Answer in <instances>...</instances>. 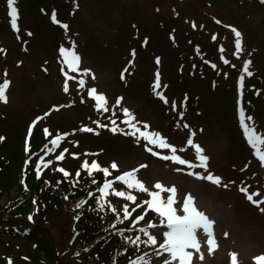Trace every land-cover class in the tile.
<instances>
[{
  "label": "rangeland",
  "instance_id": "374dc122",
  "mask_svg": "<svg viewBox=\"0 0 264 264\" xmlns=\"http://www.w3.org/2000/svg\"><path fill=\"white\" fill-rule=\"evenodd\" d=\"M62 4L69 7L67 13L75 14V17L71 18L72 24H68L69 19L62 20V24H59V14L65 13V6ZM16 7L19 12L18 33L10 25L6 0H0V83L4 79L10 81L6 91L7 102L0 101V137L3 138L0 140V190L3 183H7L6 177L10 176L12 185L8 192L13 197L19 194L21 187L18 181H13L14 172L16 167H19V173L26 162L22 161L21 149L17 154L11 150L13 137L21 139V147L23 137L31 133L30 126L32 131L33 122L41 120L37 123L35 131L39 127L41 133H45L44 130L47 129L53 137L58 134L63 136L62 149L68 150L64 153V160H55L48 168L41 165L40 171L44 170L47 177L56 171L57 176H64L57 169L62 167L68 172L69 169L65 167L72 159L78 160L81 165L85 160L89 165L95 160L101 168L109 169L110 176H115L123 170L128 172L139 169L137 178L150 190H154L152 185L157 180L164 182L167 187L175 185L178 190L177 199L186 193H193L203 210L214 218L213 232L217 247L210 254L207 247L202 245L204 259L199 260L198 254L194 252V264H231L232 252L237 253V264H255L253 257L264 254V213L260 211L264 204L257 207L246 198L247 194L259 191L260 196L254 199L264 200V166L260 160L254 158V151L246 141L238 118L240 105L233 98L228 83L218 86L217 91L211 88L210 79L207 85L203 83L186 87V83H179L178 76L182 75L178 71L183 48L189 51L194 49L195 52L198 48L200 55V51H209L201 48L199 42L193 45L187 34V31L192 30L201 33L209 23L214 27L213 32L208 36L204 31L201 34L207 47L214 48L213 56L216 57L221 52V46V53L234 55L236 48L232 28H235L241 32L242 49L245 40L251 48L241 52L239 68L243 66L242 61L250 59L249 70L253 74L259 72L264 77V9L255 1L243 0H17ZM179 12L180 16L175 17L174 13ZM53 13L56 16L55 21L52 18ZM186 16H192L195 21H192V18L191 21L186 20ZM162 20L170 26L163 28ZM57 23L63 30V25L68 24L71 35L66 33L62 36ZM139 32L141 36H136ZM144 34L148 36H142ZM61 36L62 44L58 47L57 42ZM213 36L216 37L215 40ZM70 42H74V50L81 58L79 70H91L88 76L81 77L77 72H69L61 53H55L57 48L60 50L62 46L69 47ZM133 49L137 56L134 60L130 57ZM83 52L86 57H82ZM155 57L159 58L158 65L156 60L154 62ZM223 58L227 59L224 55ZM49 59L51 63L47 64ZM129 61L132 63L129 64ZM221 61V64L225 65L223 60ZM55 62L60 69L59 76L57 70L54 71ZM155 65L157 68L162 67L165 72L163 76L174 86L176 94L167 93V90L173 89H168L172 86L171 83H166V88L159 89L167 98V105L163 100L160 104L152 98V89L149 86L152 87L154 81L148 85L153 78L155 80ZM124 67L128 69L127 75L132 73L133 68L138 67V75L132 76L126 85L120 82ZM241 72L236 67L234 78L238 77L235 83ZM66 75L72 77L67 80V93L63 91ZM246 76L245 74V78ZM80 78L85 79L83 87L78 85ZM122 81L127 82L128 77H124ZM91 88L96 89L93 97L88 96V90ZM101 94L106 98L107 112L96 109L97 102L94 97ZM187 94H191L194 105L198 106L196 110L193 106H182L181 102ZM197 94L201 95L196 97ZM173 96H177L179 103L177 111L172 110ZM118 97L123 98L119 106L116 105ZM255 98L254 101H246L244 110L246 116L253 118L250 123L255 124L257 132L264 134V85L255 94ZM81 99L84 103H81ZM54 103L56 107L50 110ZM114 107L116 108L113 110ZM124 108L129 109L136 120L149 125L144 131L158 132L177 149H187L188 133L195 131L194 142L200 144L203 154L209 157V170L213 175L222 178L221 185L188 174H206L205 169H190L187 165L164 160V155H172L170 149L149 144L148 147L152 149L150 152L142 148L134 138L130 141L123 140L112 131L95 134L98 131L94 129V125H97L95 122H102L110 128L113 126L111 119L118 117L120 121L123 120ZM168 108L172 110L171 113ZM185 109L191 112L187 111L181 120L176 113ZM37 115H42L39 120ZM72 123L80 124L81 127L64 130ZM185 123L190 125L189 129L183 127ZM87 124L94 132L81 131ZM117 126L128 130L125 124L117 122ZM153 149L154 153L159 155L150 159L149 153L153 154ZM86 153L96 155H85ZM73 154L78 158H74ZM176 155L198 163L193 150L177 151ZM49 159V156H45V162ZM112 162L117 163V170L111 169ZM234 165L239 167L240 171L247 168V172L241 174L234 170ZM177 168L183 171H175ZM83 170L84 174L88 175L87 170ZM74 179H77L76 174ZM237 180L239 181L236 182ZM224 184L228 186L224 187ZM244 187L248 188V193L240 191ZM113 189L131 192L136 197V203L116 197ZM107 193L106 201L121 212L125 204L131 211L137 203L151 198L147 193L127 189L123 182L114 183ZM166 195L162 193V197L166 198ZM8 198L7 191L0 192V204H6ZM85 201L82 200L81 205ZM148 211L145 205L142 213ZM154 213V223L160 224L161 218L155 211ZM55 214L56 212L51 215L50 222L45 218H37L36 212L23 215L0 214V264H8L9 260L12 264H80L78 262L81 261L90 264L80 254L78 245L72 247L67 241L69 230H76V216L72 217L69 228L66 214ZM27 220L33 224L37 222L36 225L40 222L47 234L54 239V250L57 254L55 257L50 255L49 258L41 249L37 250L35 241L16 230L20 226L16 221ZM42 220H45L46 224ZM141 226L144 225L137 228ZM11 230H15L17 234ZM166 230L163 226L151 230L152 234L157 235L158 243L162 242V233ZM225 232L228 233L227 236L224 235ZM148 253L151 254L152 250ZM164 258H167V254ZM152 260L153 264L157 260L162 264L159 257L153 256Z\"/></svg>",
  "mask_w": 264,
  "mask_h": 264
},
{
  "label": "snow or ice",
  "instance_id": "6c2138e0",
  "mask_svg": "<svg viewBox=\"0 0 264 264\" xmlns=\"http://www.w3.org/2000/svg\"><path fill=\"white\" fill-rule=\"evenodd\" d=\"M7 8H8V16L10 17V25L12 29L15 32H19V26H18V19H19V12L18 8L16 7L17 0H6ZM53 20H56L55 13H53ZM217 23H220L217 21ZM65 29L68 28V25H63ZM193 27L195 28V24H193ZM232 27V26H228ZM232 31L234 32L235 36V48L236 52L234 55L239 58L240 53L243 51L242 49V36L241 32L235 28H232ZM28 35H31V33H28ZM19 38V37H18ZM213 39L215 40L216 37L213 36ZM146 43V41H145ZM75 44L74 42H70L69 47L62 46L60 48V53L63 57V63L67 66L69 72H77L81 77L88 76L91 73V70L85 69L83 71L79 70V61L80 57L75 52ZM197 51L199 49L197 48ZM220 51H223V47L221 46ZM131 55L133 58H135V50H132ZM224 64H228L229 61L227 59H224L221 57ZM132 61H129V64H131ZM157 65L159 64V58H156ZM210 63V62H208ZM251 65V60H245L243 63V68L241 75L238 78V85L241 90H243V82L245 80V74L248 77H251L253 75V72L249 70ZM210 66L213 69H216L217 66L214 63H210ZM195 67V65H193ZM127 68H125L121 73V79H124V73L127 72ZM45 71H47L45 69ZM7 73L5 72V76ZM225 76L227 77V73H225ZM72 79L71 76L66 75L65 83L63 85V91L67 93L69 91L67 80ZM94 79V74H93ZM161 77L160 73L157 70L155 73V80L152 85V90L156 96H158L160 99L163 100L165 104L168 103L167 98L163 95V92L159 91L161 88ZM10 81L7 79H4L2 83H0V101L7 102L6 97V91L9 87ZM78 85L80 87H83L85 85V79L80 78L78 80ZM167 85H164V88H166ZM96 92L95 88H91L88 90V96L93 97L94 93ZM96 100V109L103 110L105 112L108 111V108L106 107L107 101L104 95H95ZM122 97H118L116 99V105L119 106L122 102ZM187 101V96H185V100L181 102L182 106L185 105V102ZM81 103H84V100L81 99ZM239 103V101H238ZM172 110H177L176 102H172ZM123 114L126 117V119L122 120L121 123L125 124L127 126V131H125L124 128H119L117 126V122L115 119H112L110 123L113 125L109 130L112 131L114 134L116 132H120L124 135L131 136L135 139L137 143L143 139L146 144V150L152 151L151 148L148 147L149 144L157 146L162 149H170L172 155H164L162 158L164 160H172L174 162H177L180 165H187L188 168L194 169V168H202L205 169L206 174H201L200 172H189V175H194L198 179L206 180L209 182H212L215 185H221L222 178L220 176H215L211 173L209 170V157L205 154H203V149L200 144L194 142V138L196 136L195 131H189L188 136L186 138V144L188 145L187 149H177L175 146L171 145L167 142L165 138H163L158 132H148L144 131L142 129H148L149 125L146 122H140L136 120L135 116L129 111V109L124 108ZM115 115V112H113V116ZM180 119L183 120L184 118V112H179ZM40 118L38 117L37 120ZM252 117L246 116L245 110L241 104L239 107V123L243 129V133L246 137V141L248 145L254 149V154L258 157L260 160L262 166H264V148L261 146H264V134L258 133L255 124L250 123L252 122ZM246 120L248 122H246ZM97 123L98 127H106V125L100 124L98 121ZM35 124V122H34ZM185 129H189L190 125L185 123L183 125ZM46 134H48V130H44ZM81 131L85 132H94L93 128L90 127H84L81 129ZM202 131V129L200 130ZM30 132H31V126H30ZM95 134H99L96 132ZM65 136L67 134H64ZM64 137L61 135H57L54 139L51 140V147H48V145H45L46 151L44 152V155H41L39 157V160L36 164V175L37 179L41 176L40 167L43 165L44 168H48L53 161L51 159L47 160L45 162V156H47L50 153L55 152L56 148L59 146L61 140ZM3 138L0 137V140ZM187 150H193L196 159L198 160V163H192L189 160L181 158V156L176 155L177 151H187ZM68 150L65 149L63 152H61L59 155L55 157L57 161L64 160L65 156L64 153ZM154 155H159V153H153ZM85 155H96V154H89L86 153ZM74 158H78L76 154H73ZM31 159V158H30ZM28 162L26 161V164ZM81 167L85 170H87L88 175L91 177L93 175L92 170L101 171L104 174V182L101 186H99L96 189V193L89 192L88 197H92L95 195L96 199V210L98 212H103L105 210L106 204L108 205L109 210L115 214L116 220L109 225L110 228L116 230V233L120 236H122L125 240V242L129 245L134 246L136 250H139L141 245H144L146 247L152 248V253L149 254L148 252H144L142 255L137 254L134 256V258H130L128 261V264H153L152 257H159L162 259V264H194L193 261V255L194 252L198 254V259L203 260L204 254L202 252V245H205L207 247L208 253H212L214 249L217 247L215 235L213 232V227L215 224L214 218L210 216L209 213L206 212V210H203V206L201 203L197 200L196 196L193 193H186L183 196H181L179 199H177V187L175 185H172L171 187H167L164 182L161 180H157V182L152 185V189L150 190L149 187L145 186V183L137 178V172L139 169H135L132 171L124 172L122 175L116 176L114 180L108 179V176L110 175L109 169L107 167L101 168L98 163L93 160L91 165H89L88 161L85 160ZM111 169L117 170L118 165L116 162H112L110 165ZM146 167V166H141ZM59 172L63 173V175L67 178L70 174L64 169L59 168L57 169ZM177 172H182L183 169L177 168L175 169ZM76 177H80V171L77 170ZM116 182H123L124 185H126L127 189L129 190H138L143 193H147L151 198L149 200H145L142 203H137L135 208H132L131 211H129V207L127 204L123 206L122 209V218L121 213L117 211L115 207H111L110 202L106 201L107 196V190L111 189L113 184ZM59 184L60 181H57ZM92 183L96 184L97 181L95 179H92ZM224 187H227V184L223 185ZM241 192L248 193V188L244 187L240 189ZM162 193H166V198L162 197ZM113 194L116 197L126 198L127 201L136 203V197L131 194V192L126 193L123 190H115L113 189ZM260 192L256 191L251 194L247 195V199L251 201L253 204H255L257 207H259L261 204H264V200L260 199H254V197H259ZM67 199V197H65ZM35 203V201H34ZM82 203H86L82 202ZM147 206V209L155 211L160 219V224L153 223L151 221H148L144 224V226L136 227L139 222L145 220V215H147V212H144V214L137 215L134 220H132V213L136 211V208H143L144 206ZM175 205V206H174ZM81 203H78L76 205V208H80ZM260 211L264 213V207L260 208ZM179 213V214H178ZM31 219V217H30ZM76 219H79V216L76 217ZM130 221L132 227L129 228H120L117 229V224H123L125 221ZM165 227L167 230L162 233V242L158 243L157 235L152 234V229H157L159 227ZM126 232H136L139 234L136 235H125ZM225 236L228 235L227 232L224 233ZM143 237H146L145 239H142ZM194 250V251H193ZM165 254H167V258L165 257ZM231 257V264H237V253L232 252L230 253ZM255 264H264V254L255 255L253 257ZM8 264H12L11 260L8 261ZM155 264H160V261H155Z\"/></svg>",
  "mask_w": 264,
  "mask_h": 264
},
{
  "label": "trees",
  "instance_id": "16d2710c",
  "mask_svg": "<svg viewBox=\"0 0 264 264\" xmlns=\"http://www.w3.org/2000/svg\"><path fill=\"white\" fill-rule=\"evenodd\" d=\"M62 5L65 6L63 10L65 13L59 14V17H62L63 19L70 17V14L72 13H67V9L69 7H66L65 4ZM50 60L51 59L48 60V63H51ZM189 72L190 68L185 70V75L188 76H186L185 79H182V81L186 83L185 86H187V84L192 79H194V77L191 76L194 74L200 76L198 72H193L192 75ZM197 81L199 84H203L205 80L202 79ZM207 82L209 83V80L205 81V85H207ZM217 89L218 88L215 87L216 91ZM232 93L234 94L233 90ZM12 126L17 127V125ZM20 143L21 139L18 137H13L11 150L17 154L21 149L23 161L25 159L24 157L26 156L36 157L38 153L45 147V145L49 144V140L46 136H44V134L42 135L40 130L37 129L36 133L32 136L31 143L29 144V148L26 152L23 145L20 147ZM31 166L27 177L28 185L27 187L23 188V190L20 191V194L16 197H13L8 192L12 182H10V176L6 177L7 183H3L0 192L7 191L9 198L5 205L0 204V214H5L6 212H10L12 215L17 213L24 214L31 212L34 208L40 207L43 208V213L46 216L45 220L48 222L51 221V215L54 212H56L55 216L64 213L68 218L69 214L72 213L71 210L67 208L68 204L74 199L82 195H86L89 193V191L96 189V187H98V185H100L101 181L103 180L100 176L101 174H97L95 178L97 183L93 184L91 178L86 177V175L84 176V171H82V177L78 181V178L74 179L77 170L80 169V163L76 159H72L70 164L66 166L69 169L68 173L70 174L67 178L64 176H57L58 172L56 171L49 177H47V174H44L42 177L40 176V178L37 179V176L31 169ZM18 170L19 167H16L14 172L15 179H13L15 183L17 181L19 183V179L21 178L20 172L18 173ZM57 181H60V183L58 184ZM65 197H67V199H65ZM96 207V200H91L89 208L87 206L85 207L84 215L81 217L79 225L81 234L79 235L78 240L82 244L84 242H93L95 239L92 251L94 253H98L97 256L100 260L104 261L106 264H128L130 258H134L135 255L151 248L141 245L139 250H136L134 246L127 244L124 238L116 233V230L109 227V225H111L116 220L115 214L112 213L108 208H105L103 212H98ZM137 213H140V211ZM129 223L130 221H125L123 224H117V228L128 227ZM26 230L33 240L39 242L40 247L43 248L47 255L53 254L52 247L49 244L50 237L46 233V230H43L44 232H42L37 226H28ZM110 230H114L112 231L111 235L112 239L110 238L108 241H105L108 236L106 233ZM103 244L108 245V247L102 249ZM93 252H91V254Z\"/></svg>",
  "mask_w": 264,
  "mask_h": 264
}]
</instances>
